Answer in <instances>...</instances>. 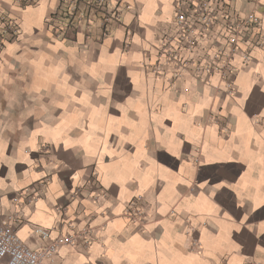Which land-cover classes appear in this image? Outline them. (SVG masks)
I'll return each instance as SVG.
<instances>
[{"label": "crops", "instance_id": "obj_1", "mask_svg": "<svg viewBox=\"0 0 264 264\" xmlns=\"http://www.w3.org/2000/svg\"><path fill=\"white\" fill-rule=\"evenodd\" d=\"M110 1L131 5L117 23L57 36L58 0H0L18 22L0 49V215L31 248L36 226L76 236L44 264H264V39L240 42L231 94L190 68L171 84L145 63L176 0ZM225 4L264 38V0Z\"/></svg>", "mask_w": 264, "mask_h": 264}, {"label": "built area", "instance_id": "obj_2", "mask_svg": "<svg viewBox=\"0 0 264 264\" xmlns=\"http://www.w3.org/2000/svg\"><path fill=\"white\" fill-rule=\"evenodd\" d=\"M19 5H32L38 0H12ZM55 12V35H63L72 24L86 26L93 20L105 29L117 23L128 3H112L110 0H58ZM174 21L171 30L164 32L155 46V62L145 63L155 75L170 72L169 81L173 84L181 72L190 68L194 77L203 80L202 73H215L219 76L217 90L231 94L235 90L233 76L234 58L239 52L241 41L247 46H262V21L256 12L239 16L229 10L225 0H176L173 3ZM0 49L4 34L18 31V22L7 14H0ZM256 29L257 38L248 40L246 33ZM106 33V32H105ZM106 35V34H105ZM242 61H249L247 51H242ZM131 219L143 216L142 208L134 207L128 212ZM21 220L17 215H0V264H44L65 245H74L73 233L50 237V232L42 227H34V234L42 241L38 248H31L17 235ZM84 244L89 243L87 231L82 233Z\"/></svg>", "mask_w": 264, "mask_h": 264}, {"label": "snow or ice", "instance_id": "obj_3", "mask_svg": "<svg viewBox=\"0 0 264 264\" xmlns=\"http://www.w3.org/2000/svg\"><path fill=\"white\" fill-rule=\"evenodd\" d=\"M259 103H260L261 106H264V97H261V98H260Z\"/></svg>", "mask_w": 264, "mask_h": 264}]
</instances>
